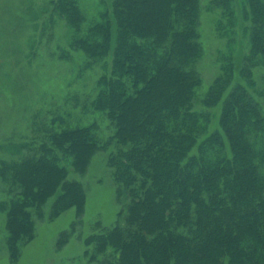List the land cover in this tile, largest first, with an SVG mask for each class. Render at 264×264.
I'll return each instance as SVG.
<instances>
[{
  "label": "trees",
  "instance_id": "trees-1",
  "mask_svg": "<svg viewBox=\"0 0 264 264\" xmlns=\"http://www.w3.org/2000/svg\"><path fill=\"white\" fill-rule=\"evenodd\" d=\"M88 2L48 0L43 13L64 21L51 54L90 86L37 110L31 136L1 138L11 257L33 236L29 210L52 220L73 207L57 246L69 240L86 201L79 177L101 153L120 209L89 223L85 264H264V0ZM203 10L224 40L206 87Z\"/></svg>",
  "mask_w": 264,
  "mask_h": 264
},
{
  "label": "rangeland",
  "instance_id": "rangeland-1",
  "mask_svg": "<svg viewBox=\"0 0 264 264\" xmlns=\"http://www.w3.org/2000/svg\"><path fill=\"white\" fill-rule=\"evenodd\" d=\"M84 1L88 7L90 3ZM47 6L48 0H0V143L8 133L13 134V141L20 140L19 136H31V116L37 110L60 104L74 86L85 89L92 82V76H88L86 81L78 79L77 84H71L75 80L74 61L51 54L58 44L64 43L65 28L61 19H56L53 26L45 24L43 11ZM199 17L203 56L197 67L202 87H206L217 74L216 54L224 40L220 41L215 34L211 13L203 10ZM79 179L86 188L82 221L60 247L57 246L60 231L70 228L76 219L73 207L52 220L39 219L34 210H29L34 221L33 236L19 243L15 258L10 255L6 238V212L0 209V264H85L82 254L87 246L82 237L87 234L89 223L100 219L105 225L112 224L120 205L101 153L93 155L86 173Z\"/></svg>",
  "mask_w": 264,
  "mask_h": 264
}]
</instances>
